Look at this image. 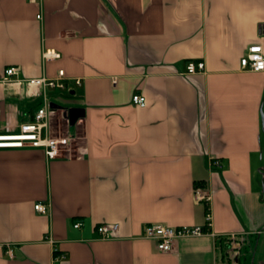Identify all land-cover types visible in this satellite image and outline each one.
I'll list each match as a JSON object with an SVG mask.
<instances>
[{"label": "crops", "instance_id": "crops-1", "mask_svg": "<svg viewBox=\"0 0 264 264\" xmlns=\"http://www.w3.org/2000/svg\"><path fill=\"white\" fill-rule=\"evenodd\" d=\"M251 44L264 56V0H0V78L62 69L47 95L77 115L51 111L69 135L54 158L0 147V264H264V69L239 63ZM39 102L0 79V132ZM195 187L212 234L158 250L145 224L203 223Z\"/></svg>", "mask_w": 264, "mask_h": 264}, {"label": "built area", "instance_id": "built-area-1", "mask_svg": "<svg viewBox=\"0 0 264 264\" xmlns=\"http://www.w3.org/2000/svg\"><path fill=\"white\" fill-rule=\"evenodd\" d=\"M41 3L43 0H28ZM40 17V13L36 14ZM59 53L51 47L43 48V58H56ZM240 66L244 69L263 70L264 69V56L260 44H251L239 60ZM186 72L194 73L203 69L202 61H189L186 64ZM1 81L4 83L13 82L20 83L22 80L25 83L26 91L31 96H39L40 102L32 113L31 119L20 124L17 132H0V147H42L44 154L47 158H54L60 154L63 146L68 144L69 135L64 130L63 133L54 134L50 124V113L53 107L47 92L49 89H64L66 87V80L63 70L59 69L54 77H47L44 75L37 77H18L17 68L15 66H8L4 68L1 76ZM75 84L79 85V79H74ZM131 101L138 105L143 106L145 103L144 96L139 93H133ZM218 165V160H213ZM194 196L200 199L206 205L204 212V221L202 224H182L177 226L162 224V223H148L143 227V235L146 238L153 239L156 242L158 250H170L174 241L180 237L187 236H200L203 234H212L211 227V214L209 210V196L202 194L199 188H194ZM34 208L40 212H45L46 206L41 202L34 204ZM78 222L74 223L77 227ZM118 229L117 222L102 223L96 226V231L103 238L111 237ZM230 236V234H228ZM233 236V234L231 235ZM48 241L53 244V240L47 237ZM56 248L54 247V250ZM11 248L6 249L8 256H12Z\"/></svg>", "mask_w": 264, "mask_h": 264}, {"label": "rangeland", "instance_id": "rangeland-1", "mask_svg": "<svg viewBox=\"0 0 264 264\" xmlns=\"http://www.w3.org/2000/svg\"><path fill=\"white\" fill-rule=\"evenodd\" d=\"M49 100L53 101V97L49 98ZM53 102H55V101H53ZM51 111H53V109ZM50 121H51L50 124L52 126V130H53L54 134L63 133V131L66 130V128H67V127L65 128L64 122L62 123L61 112L59 114L52 113Z\"/></svg>", "mask_w": 264, "mask_h": 264}, {"label": "water", "instance_id": "water-1", "mask_svg": "<svg viewBox=\"0 0 264 264\" xmlns=\"http://www.w3.org/2000/svg\"><path fill=\"white\" fill-rule=\"evenodd\" d=\"M51 107H59L62 109L63 115L67 118L69 124H72L77 119V115L73 113L76 111L75 107H67L66 105H59L54 102H51Z\"/></svg>", "mask_w": 264, "mask_h": 264}]
</instances>
